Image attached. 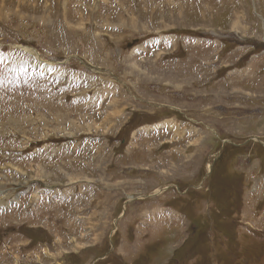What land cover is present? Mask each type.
<instances>
[{"label":"rangeland","instance_id":"1","mask_svg":"<svg viewBox=\"0 0 264 264\" xmlns=\"http://www.w3.org/2000/svg\"><path fill=\"white\" fill-rule=\"evenodd\" d=\"M0 264H264V0H0Z\"/></svg>","mask_w":264,"mask_h":264}]
</instances>
